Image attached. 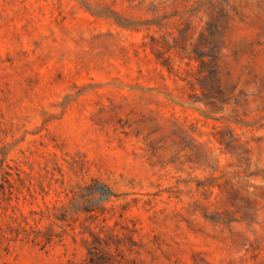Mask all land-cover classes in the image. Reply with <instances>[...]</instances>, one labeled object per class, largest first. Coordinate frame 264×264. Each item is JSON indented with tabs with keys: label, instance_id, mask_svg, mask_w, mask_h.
Segmentation results:
<instances>
[{
	"label": "rangeland",
	"instance_id": "1",
	"mask_svg": "<svg viewBox=\"0 0 264 264\" xmlns=\"http://www.w3.org/2000/svg\"><path fill=\"white\" fill-rule=\"evenodd\" d=\"M0 264H264V0H0Z\"/></svg>",
	"mask_w": 264,
	"mask_h": 264
}]
</instances>
